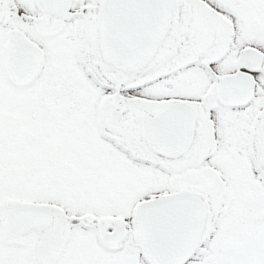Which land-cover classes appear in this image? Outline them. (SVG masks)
I'll return each mask as SVG.
<instances>
[{"label": "snow or ice", "instance_id": "snow-or-ice-1", "mask_svg": "<svg viewBox=\"0 0 264 264\" xmlns=\"http://www.w3.org/2000/svg\"><path fill=\"white\" fill-rule=\"evenodd\" d=\"M0 264H264V0H0Z\"/></svg>", "mask_w": 264, "mask_h": 264}]
</instances>
